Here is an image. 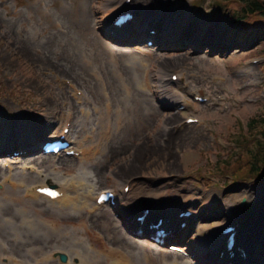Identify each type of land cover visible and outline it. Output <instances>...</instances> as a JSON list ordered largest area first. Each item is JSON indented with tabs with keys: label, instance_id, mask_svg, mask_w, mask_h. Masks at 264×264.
<instances>
[{
	"label": "rangeland",
	"instance_id": "obj_1",
	"mask_svg": "<svg viewBox=\"0 0 264 264\" xmlns=\"http://www.w3.org/2000/svg\"><path fill=\"white\" fill-rule=\"evenodd\" d=\"M92 1L0 0V116L7 123L0 129V143H3L0 146V167L10 152L24 148L27 155L21 158L19 166L38 167L46 171L55 165L63 168L59 174L62 177L67 171L74 173L78 170L79 164L74 157H46L37 143L56 138L68 119L71 124L72 118L78 117L77 104L71 100L70 94L63 92L71 82L78 93L85 92L90 98H96V104L104 103L99 82L81 60L84 54L91 56L90 48L85 46L84 41L88 40L90 45L93 43L83 34L81 36L74 26L73 5H84L88 10ZM170 1H178L180 11L193 23L192 30L186 35L181 30L179 34L173 31L174 34L160 37L164 26L160 27L158 22L152 21L153 30L149 32L158 34L151 49L155 60L164 54L186 55L188 59L181 67L158 64L163 75L168 76V81H172L169 77L172 73L185 76L179 91L184 103L180 112L187 110L182 124L188 118L197 121L187 125L192 126L187 129V134L191 137L195 135V139L189 138L167 150H136L135 170L116 177L120 184L117 191L122 192L123 184L131 179L133 182L129 183L133 189L139 190L143 196L149 195L148 199L143 198L146 201L152 202L150 195L153 191L165 190L179 192L182 200H190L195 216L192 217L189 235L182 241H173L179 246H184L200 226L219 230L224 225L240 221L243 245L256 252L255 255L250 253L257 260L264 261L261 254L264 253V184L238 186L229 178L237 158H246L247 146L254 150L253 140H260L256 135L261 130L260 120L264 118V31L253 33L264 27L261 21L233 16L249 0ZM169 6L163 4L161 9ZM85 21L90 25L88 13L85 14ZM127 36L119 43H112L113 47L132 50L131 36ZM143 46L146 44L143 43ZM121 62L124 64L123 60ZM102 63L99 62L97 67ZM125 71L134 85V70L125 66ZM216 77L221 81H213ZM106 86L114 108L115 103L121 100V89L112 77L107 80ZM173 88L175 85L170 91ZM190 90L200 94L207 102L195 101ZM130 100L131 103H143L140 107L144 113L151 114L152 106L159 110L160 115L167 112L152 97L149 102L140 93ZM69 107L73 109L71 118L67 115ZM85 107L90 110L91 105ZM20 116L28 122L34 141L22 144L16 138L19 135L16 122H19ZM249 124L255 128L251 132ZM141 125L144 126V123L134 118L132 124L127 123L122 131L115 134L110 145L115 150L112 157H108L107 170L102 178L86 176L87 181L93 180L95 194L106 191V174L124 168L120 160H130L145 138L144 134L150 132V129L142 132L144 127ZM179 128L180 125H170L157 133L163 135ZM80 129H75L73 134L78 135ZM147 140L152 142L151 137L148 139L147 136ZM88 168L94 169L91 165ZM45 185L58 187L52 182ZM242 198L246 199L243 209L240 208ZM142 202L145 201L139 198L133 203L142 205ZM100 211H103L101 214H109L124 232L119 213H114L107 206ZM39 226L45 234L24 225L21 226V233L25 241H14L12 230L0 223V264H60L53 247L61 242L58 235L63 233L51 234L46 226ZM127 230L126 235L133 241L143 240L144 237H137L131 228L127 227ZM98 231L102 235L105 233L100 228ZM80 237L83 238V235H74V239ZM148 242L154 245L151 240ZM3 244L6 245L5 250L1 249ZM86 250L79 248L83 254ZM161 256L162 261L167 263L190 262L181 256ZM209 259L214 260L215 257ZM93 261V264H107L103 258L94 257Z\"/></svg>",
	"mask_w": 264,
	"mask_h": 264
},
{
	"label": "bare ground",
	"instance_id": "obj_2",
	"mask_svg": "<svg viewBox=\"0 0 264 264\" xmlns=\"http://www.w3.org/2000/svg\"><path fill=\"white\" fill-rule=\"evenodd\" d=\"M79 1V0H77ZM126 0H93L88 10L84 5H73L74 26L80 31V34L92 41V45L85 40V46L90 48L91 56L83 55L81 60L83 65L97 79L102 93L103 105L96 104V98H90L87 93L83 92L77 95V89L71 82L64 94H70L71 100L77 104L79 115L72 118L70 128L66 135V141L70 143V147L79 153L76 157L79 168L76 172H66V175L59 176L63 168H57L55 165L49 167L46 171L38 167L19 166L20 159H16V163L9 156L2 162L0 167V223L8 226L12 232L14 241H25L21 233V226H28L31 229H38L43 232L39 225L46 226L53 234L58 232L61 242L53 247L56 255L64 253L67 255L66 264H93L94 257L103 258L107 264H191L188 261L181 263L162 261V254L178 257L177 253L167 250L161 251L158 246L150 244L147 240L138 242L130 239L126 232L127 225L134 220L133 228L135 232H141V236L150 234L148 228L149 221L162 219L160 229H166L171 238L175 240H183L189 235L190 226L193 218L179 219L180 214L192 211V202L182 200L179 192L165 190L164 192L153 191L151 196L152 202L143 199L139 190L132 188L129 179L126 184L121 187L122 192H118L117 188L120 184L116 177L125 176L135 170L136 150H156L169 149L176 144H181L187 139H195L194 136L187 134V129L192 126L182 124L183 116L187 110L180 112L179 109L184 106L182 101L183 95L179 93L182 80L185 76L176 73L178 80L175 83L167 80L166 75L161 72L158 62L173 67L184 66L187 62L186 55H166L159 57L157 60L153 57V50L141 46L143 38L153 37L147 33V27L153 29V23L158 22L161 30L160 37L166 36L173 31L180 33L184 30V35L192 30V22L186 17L183 11H180L178 1L170 0H130L126 5ZM163 4H169L167 9H161ZM88 13L90 25L85 21V14ZM125 13L134 15L135 23L125 29L118 31L119 28L114 26V22L118 16ZM164 15V17H163ZM82 30V31H81ZM147 31V32H146ZM173 32V34H174ZM130 33L132 37L130 42L133 43L132 50H119L113 47V42H121L123 39L121 34ZM158 34V33H157ZM194 37V36H193ZM192 37V38H193ZM126 56H129L126 58ZM124 61V64L121 61ZM103 62L97 67L99 62ZM213 63L214 61H210ZM125 66L134 70V85L131 83ZM170 68V67H169ZM248 73V70L244 69ZM174 74H170V78ZM112 77L119 84L121 89V100L115 103L112 108L110 95L107 94V80ZM213 81L220 82L219 78ZM175 85V89L169 91L170 87ZM181 92V91H180ZM190 94L193 92L190 90ZM136 93H140L147 101L153 100L159 106L167 110L160 115L159 110L152 106V113L142 112L141 105L143 103H131V98ZM183 93V91H182ZM195 97H201L198 93H193ZM150 96V97H149ZM145 100V99H144ZM90 104V110L85 105ZM72 107L67 109V115L72 117ZM16 122L19 128V135L16 138L20 143L24 144L28 140L34 141L30 136L28 122L22 116L18 117ZM135 119L144 123L143 131L150 129L148 134H144V139L136 147L135 152L130 160L122 158L124 168L111 170L106 174L107 188L106 191H112L116 194L115 212L119 213L122 219L123 230L109 216L102 213L101 209L106 206H98L96 204L97 196L95 194V185L93 180L87 181L86 176L93 178H102L107 168L108 157H112L114 148H110L111 141L115 134L122 131L128 124H132ZM7 123L0 116V129ZM180 125V129L159 135L160 129L166 130L167 127ZM81 128L79 134H73L75 129ZM27 132L25 133V131ZM81 136V137H80ZM152 138V142L147 140ZM199 137V136H198ZM59 136L53 138L55 141ZM1 141V138H0ZM41 141H38L40 143ZM37 143V144H38ZM42 144H46L47 140H43ZM3 143H0V146ZM24 147V145L22 146ZM31 149V148H30ZM110 149V150H109ZM47 157H52L49 155ZM20 160V161H19ZM105 160V161H104ZM103 161V162H101ZM126 162V163H125ZM125 163V164H124ZM15 164V165H14ZM94 167L93 170L88 166ZM6 168V169H5ZM131 180V181H130ZM58 185L61 197L50 200L37 193V189L46 187L47 183ZM128 185V192L124 193L123 189ZM141 198L142 205H135V200ZM187 198V197H185ZM135 199V200H134ZM10 211L13 212L10 215ZM147 211L143 222H137V218L143 217V212ZM83 213H86V215ZM97 213V214H96ZM123 214H125L123 216ZM195 216V215H194ZM193 216V217H194ZM188 225L183 231H179V223ZM61 225L66 226L61 227ZM230 225H224L219 230L211 229L210 226H200L197 228L194 236L185 245V250L189 253L191 262L196 264H245L247 258L252 264H261L262 260H257L254 255L256 252L252 248L243 245L239 238L241 250L246 253V260L236 257L230 261L229 258L218 260L221 253L226 252L227 237L221 234V231ZM103 229L105 233L98 230ZM243 231V228L241 229ZM44 233V232H43ZM83 235V238L74 239L75 234ZM45 234V233H44ZM147 237V236H146ZM242 238V237H241ZM248 245V244H247ZM249 246V245H248ZM87 249L79 252V248ZM6 248L3 244L1 249ZM5 250V249H4ZM136 250H141V252ZM250 252H253L252 255ZM264 256V253H261ZM216 255V260L213 258ZM45 257V256H43ZM50 259L51 257L48 256Z\"/></svg>",
	"mask_w": 264,
	"mask_h": 264
},
{
	"label": "trees",
	"instance_id": "obj_3",
	"mask_svg": "<svg viewBox=\"0 0 264 264\" xmlns=\"http://www.w3.org/2000/svg\"><path fill=\"white\" fill-rule=\"evenodd\" d=\"M238 13L234 17L248 18L250 20L261 21L264 27V0H249L244 6H240ZM261 18V19H259ZM264 30V29H263ZM261 130L256 136L260 140L254 139L252 147L247 146L246 158H237L231 168V182L235 185L251 184L253 182L264 183V118L260 120ZM249 132L255 129L249 124ZM246 159V160H245ZM226 169V167H224Z\"/></svg>",
	"mask_w": 264,
	"mask_h": 264
},
{
	"label": "water",
	"instance_id": "obj_4",
	"mask_svg": "<svg viewBox=\"0 0 264 264\" xmlns=\"http://www.w3.org/2000/svg\"><path fill=\"white\" fill-rule=\"evenodd\" d=\"M244 204H245V199L242 200V202H241V207H243Z\"/></svg>",
	"mask_w": 264,
	"mask_h": 264
}]
</instances>
